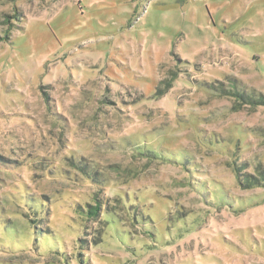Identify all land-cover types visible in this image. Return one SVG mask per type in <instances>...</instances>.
<instances>
[{
    "label": "rangeland",
    "instance_id": "obj_1",
    "mask_svg": "<svg viewBox=\"0 0 264 264\" xmlns=\"http://www.w3.org/2000/svg\"><path fill=\"white\" fill-rule=\"evenodd\" d=\"M0 264H264V0H0Z\"/></svg>",
    "mask_w": 264,
    "mask_h": 264
},
{
    "label": "trees",
    "instance_id": "obj_2",
    "mask_svg": "<svg viewBox=\"0 0 264 264\" xmlns=\"http://www.w3.org/2000/svg\"><path fill=\"white\" fill-rule=\"evenodd\" d=\"M96 201V205L94 206H88L87 210H86V214L89 218H96L99 216L100 212H101V209H102V206L100 204V202L98 200H95Z\"/></svg>",
    "mask_w": 264,
    "mask_h": 264
}]
</instances>
